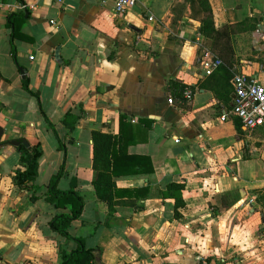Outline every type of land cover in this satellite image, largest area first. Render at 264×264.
<instances>
[{"label": "crops", "instance_id": "obj_1", "mask_svg": "<svg viewBox=\"0 0 264 264\" xmlns=\"http://www.w3.org/2000/svg\"><path fill=\"white\" fill-rule=\"evenodd\" d=\"M207 1L234 51L233 66L210 75L188 0H137L121 15L99 0H0V264H62L76 249L49 227L68 212L45 199L63 159L56 187L83 200L69 232L95 250L91 264H264V125L245 129L232 113L236 73L264 85V0ZM170 79L192 97L170 104ZM69 110L78 117L71 134ZM93 130L119 136L153 167L120 163L110 203L92 183ZM23 138L41 147L32 190L13 183L24 167L5 144ZM169 183L185 186L177 218Z\"/></svg>", "mask_w": 264, "mask_h": 264}, {"label": "trees", "instance_id": "obj_2", "mask_svg": "<svg viewBox=\"0 0 264 264\" xmlns=\"http://www.w3.org/2000/svg\"><path fill=\"white\" fill-rule=\"evenodd\" d=\"M188 2L193 17L200 21L199 31L203 38L202 44L205 47L204 49L210 50L214 55L219 57L226 67H232L234 51L230 42V32L225 28L217 29L214 27L212 10L207 0H188ZM23 86L28 92L37 96L36 92H31L29 90L28 81L25 79ZM184 89L185 86L179 84L176 80H169L168 90L174 99L178 98L179 100H184ZM44 118L51 129L54 130L53 125L45 115ZM125 119L126 117L124 115H120V127L126 124L124 121ZM77 121L78 117L70 110L64 114L62 123L67 128L69 134L72 133ZM91 136L93 141L92 166L94 170L92 183L98 199L107 203L111 202V191L112 188L115 187L112 176L116 173V167L120 163H125L126 165L131 164L137 167L143 166V170L148 172L153 171L148 156L128 154L126 150L127 146L120 140L121 138L119 136L116 137L97 130H93ZM20 141L21 143L17 146V150L24 168L15 171L12 181L21 190H32L38 174V157L41 155V147L39 143L31 147L25 146L24 142H26V139L24 138ZM145 164H148L147 168L144 167ZM64 168L65 161L63 159L59 170L50 179L49 189L45 199L55 208H68V212H62L53 216L49 222V227L52 231L73 239L77 244L76 249L72 250L71 253L63 254L62 264H91L97 260V257L94 254L95 250L86 249L83 239L75 237L69 232V227L71 226L72 221L81 215L83 200L74 189L61 191L56 187L58 179L63 175ZM184 187V183H169L167 185L165 195L173 199V213L175 218L181 216L179 209L185 207L182 195ZM128 192H133V190H129ZM31 199H34V196H31ZM256 201L257 204L262 207L264 214V189L257 191Z\"/></svg>", "mask_w": 264, "mask_h": 264}, {"label": "built area", "instance_id": "obj_3", "mask_svg": "<svg viewBox=\"0 0 264 264\" xmlns=\"http://www.w3.org/2000/svg\"><path fill=\"white\" fill-rule=\"evenodd\" d=\"M102 3L111 2L116 14H125L126 11L134 7L137 0H99ZM1 5V3H0ZM8 12L11 11L10 5ZM17 9H25L24 4H18ZM152 20V17H149ZM260 35V30H256ZM200 65L205 75H210L223 65V61L214 55L210 50L204 49L201 52ZM234 103L232 113L237 117L245 129H253L257 126L264 125V85L255 75H249L243 72L236 73L233 78ZM193 95L192 88L185 87L183 91V99L189 100ZM168 102L172 104V96L169 95ZM225 115L220 117L225 119ZM134 121V120H132ZM248 205L253 203L252 199L248 200ZM223 263L224 260H220ZM199 264H213L204 257L199 258Z\"/></svg>", "mask_w": 264, "mask_h": 264}, {"label": "water", "instance_id": "obj_4", "mask_svg": "<svg viewBox=\"0 0 264 264\" xmlns=\"http://www.w3.org/2000/svg\"><path fill=\"white\" fill-rule=\"evenodd\" d=\"M22 71V69H20ZM3 133V129L0 127V138H1V135ZM21 143L20 140H8L5 142V144H9V145H12V146H18L19 144ZM1 144V142H0ZM24 145L25 146H29V144L27 142H24Z\"/></svg>", "mask_w": 264, "mask_h": 264}]
</instances>
